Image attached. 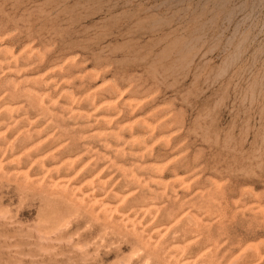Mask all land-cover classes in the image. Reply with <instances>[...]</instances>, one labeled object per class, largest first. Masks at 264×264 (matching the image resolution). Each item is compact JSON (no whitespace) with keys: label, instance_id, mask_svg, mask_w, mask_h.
<instances>
[{"label":"rangeland","instance_id":"rangeland-1","mask_svg":"<svg viewBox=\"0 0 264 264\" xmlns=\"http://www.w3.org/2000/svg\"><path fill=\"white\" fill-rule=\"evenodd\" d=\"M0 264H264V0H0Z\"/></svg>","mask_w":264,"mask_h":264}]
</instances>
